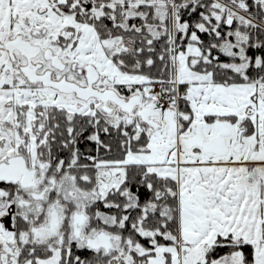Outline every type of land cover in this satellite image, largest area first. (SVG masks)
<instances>
[{"label": "snow or ice", "instance_id": "1", "mask_svg": "<svg viewBox=\"0 0 264 264\" xmlns=\"http://www.w3.org/2000/svg\"><path fill=\"white\" fill-rule=\"evenodd\" d=\"M0 264H264V0H0Z\"/></svg>", "mask_w": 264, "mask_h": 264}]
</instances>
